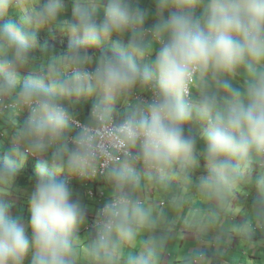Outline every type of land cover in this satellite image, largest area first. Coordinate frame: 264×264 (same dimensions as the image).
I'll list each match as a JSON object with an SVG mask.
<instances>
[{
    "label": "clouds",
    "instance_id": "9594fccd",
    "mask_svg": "<svg viewBox=\"0 0 264 264\" xmlns=\"http://www.w3.org/2000/svg\"><path fill=\"white\" fill-rule=\"evenodd\" d=\"M64 1L36 0L33 20L14 23L19 14L12 9L29 2L0 0V17L10 10V22L0 24V115L23 114L12 119L16 132L6 149L10 157L0 162V191L23 166L33 168L27 161L37 163L30 193L12 186L13 195L28 198L27 222L11 214L10 203H0V264H77L84 209L74 186L97 209L83 231L96 239L89 255L99 264H120L122 247L156 227L134 195L142 180L165 189L174 178L187 180L199 154L207 167L201 194L211 200L231 186L242 163L264 155V0H154L150 28L148 12L135 0H75L70 18L62 15ZM52 23L69 34L67 52L51 57L47 73L22 71L24 78L17 69L30 63L39 38L66 40V31H44ZM101 48L91 60L89 50ZM237 76L240 86L233 83ZM92 96L91 105L82 102ZM194 122L198 136L186 129ZM98 167L104 175L95 174ZM261 184L258 178L253 190ZM102 209L100 229L92 228ZM258 222L262 237L255 241L264 243V215ZM155 255L146 247L126 264H155Z\"/></svg>",
    "mask_w": 264,
    "mask_h": 264
},
{
    "label": "rangeland",
    "instance_id": "374dc122",
    "mask_svg": "<svg viewBox=\"0 0 264 264\" xmlns=\"http://www.w3.org/2000/svg\"><path fill=\"white\" fill-rule=\"evenodd\" d=\"M27 1L29 2V6H17L16 9H12V14H15L17 16L19 14V20L15 21L14 23H19L25 16L33 20L32 8L34 7L36 0ZM136 3L139 5H141L142 3H146V5H148L150 3L151 5L149 6L151 7V9L155 8L154 2H149V0H147V2ZM65 4L67 7L64 8L62 15L66 14V18H70L73 14L75 0L64 1V6ZM62 15L60 19L64 20ZM154 18L155 17L153 14L148 15V19H151L152 22L154 21ZM146 23H148V21H146ZM47 26L48 27L44 28V31L47 34H52L54 30L66 31L58 25L55 26L54 23L47 24ZM41 28L43 27H40L37 30L36 35L40 33ZM65 34L67 36L69 35L67 31L65 32ZM113 39H116V37H114ZM42 53H45V51L42 50ZM40 56L44 58L43 55ZM42 67L43 68L39 71H33L31 67L27 65L23 68L17 69V71L19 75L22 74L25 78V74L23 72H27V77L30 76V73H32V75H37V73L41 71L47 73V63H44ZM19 77L20 79L23 78L21 76ZM95 101V96L82 100V102L86 105H91ZM129 101L132 100L127 99V102ZM5 116L10 117L9 114H5ZM84 116L85 115L80 117ZM88 120L89 119H83V122H87ZM17 122L18 121L16 120V123ZM194 125L197 126L194 128L195 130H190L191 134L194 136H198L200 125L195 122ZM17 130L19 131L20 128ZM200 149H202V146H200ZM262 161H264V155L257 154L256 162L260 163ZM250 171L254 174V172H256V168ZM206 174V161L203 163V157L197 154V163L192 167L187 180H183L182 183L178 184L176 182L177 179L174 178L170 181L167 189L162 188L161 186L156 184L148 183L146 180H142L141 185L138 188V194L136 193L134 195L136 198L141 197L142 200H144L145 208L148 204V201H154L155 208H159V204L162 202L169 203L166 208H164V206H161V209L159 211H155V208L153 209V204H150L148 208H146L150 209V212L152 213V216L155 219L156 223H162V226H156L154 228L157 230L166 232L164 227L168 223L180 217L183 213H186L187 217H189L191 220H194L195 216L193 214V211L191 210H195L197 216L201 215L199 216L201 224L196 226L197 229L190 234L191 236H193L192 242L189 241L186 245L187 249H190L192 247V256L189 257L190 260L184 261L181 264H196L197 261H199L198 264H258L256 256L259 254L263 257L262 264H264V243L255 241L262 237V224L258 222V219L262 218L264 215V211H260V205L264 204V182L262 183L260 188L253 190V187L255 186L253 180L256 179L257 175L250 176L249 178L245 179L244 174L241 175V172L238 169L231 178V186L224 189L222 196L219 197V201L218 198L209 200L204 197L201 206L198 205V202L195 204L196 200L192 205H189L186 201L181 199L182 195H188L189 193V198L186 199L188 201L194 200L198 196H200L202 200L203 195H201V187L199 188V185H194V182L197 184L196 179L199 178L201 180ZM19 175L21 174L17 173L12 182L16 181L17 183H19ZM192 179L193 182H191ZM34 183L24 185L27 190L19 189L21 188V186L14 187L13 189L15 192H19V190H21V194L25 195V193H30L27 191H30L34 187ZM242 183H247L248 185L252 186L250 187L252 189L251 192H241ZM79 184L86 186L87 183L84 181H79ZM181 184H184V189H186L188 193L178 192L177 189H179V185ZM11 185L13 186L12 183ZM105 190H107L110 195L112 192H114L112 186L105 187ZM10 191L11 189H6L0 192L8 193L9 196ZM75 191L78 192V188L76 186L73 187V192ZM80 193L81 196L78 197L80 199L79 201L81 202V198L87 196V191L81 189ZM17 197L22 198L23 196L17 195ZM8 198L11 200L10 196ZM88 200L89 202L85 204L81 202V205L83 208L85 206L87 210H91L93 209L94 205L90 202V199ZM7 202L10 203V201ZM25 203L28 204V201L25 200ZM206 203H208V212H206L205 209L202 208V205ZM253 203H257L258 205L253 206ZM26 210H29V208H27L25 204L16 206L17 216H21V212H25ZM202 211L205 212V214H202ZM251 214H259L260 218L250 216ZM29 215L30 213L28 212L27 218L29 217ZM23 216L25 215L23 214ZM84 222L85 220L83 219L82 223ZM245 225H247V227H245ZM212 226L214 227L212 232L202 233V229H205L207 227L211 228ZM256 230H259L258 234L256 233ZM87 235L85 233H82L81 238L86 241ZM251 237L255 239L251 241ZM131 253L132 251L129 250L127 252V256H121L120 258L126 261L127 257ZM202 255L204 256L203 258ZM84 262L85 257L83 259V264ZM77 264H79L78 259ZM120 264H126V262Z\"/></svg>",
    "mask_w": 264,
    "mask_h": 264
},
{
    "label": "crops",
    "instance_id": "0c3cea01",
    "mask_svg": "<svg viewBox=\"0 0 264 264\" xmlns=\"http://www.w3.org/2000/svg\"><path fill=\"white\" fill-rule=\"evenodd\" d=\"M149 1L154 2V0H149ZM135 2H147V0H135ZM149 5H151V4L149 3L148 5H146V3H142L139 6L143 9H145L148 12V14H153L155 17V8L151 9V7ZM147 6H149V7H147ZM147 21H148V23H146L145 27L150 28L155 23V18H154L153 22L151 21V19H147ZM125 40H127V37H125ZM233 83L236 84V86H240V84L243 83V78L241 76H237L236 80L233 81ZM196 126L197 125H194V123H192L190 125H187L186 129L192 130ZM14 143L16 145L15 141H14ZM200 146L203 147L202 143L198 141V143H197L198 150H202V149H200ZM256 155L257 154H253L252 157L247 162H245L244 164L242 163L240 168H239L241 175L244 174L245 179L249 178L250 176H256L257 175L256 179L253 180V183H255L254 184L255 186L257 185L258 178L259 179L261 178L262 183L264 182V161H262L263 164L257 163L256 162ZM204 162L205 161L203 160V163ZM254 168H256V172H254V174H253L250 170H253ZM192 178H194V177H192ZM202 179L201 180L199 178L196 179L197 184L194 182V185H199V188H200L201 187L200 182L202 181ZM176 182L178 184H180L183 182V179H177ZM191 182H193V179L191 180ZM246 185L248 187H252V186L248 185L247 183H242L241 188H243L242 186H246ZM261 185H260V187H261ZM100 186H102V185H100ZM107 187H109V181H107ZM112 187L114 190V185H112ZM80 190L81 189H78V192H76V191L74 192L75 199H77L78 201L80 200L78 196H81ZM177 190L179 193H183V192L188 193V191L186 189H184V184L179 185V189H177ZM243 190L246 191L247 188H243ZM248 191L251 192L250 188ZM113 193L114 192H112L111 194H113ZM1 194H2L1 196L3 198H0V203H4L5 202L4 198H6L7 195L4 193H1ZM137 194H138V188H137ZM10 197H11V200L9 198H8V200L10 201L11 205H13L15 203V199H21V200H27L28 201V198H26V199L18 198L16 195H13V193H11ZM204 197L205 196H203L202 200H201V197L198 196L194 200L188 201V200H186L187 198H189V193H188V195H182L181 199L186 201L189 205H192L193 202L196 200L195 204L198 202V205L201 206V203L204 200ZM140 199H142V198L140 197ZM219 200H220V198H218V201ZM81 202L84 204L87 203L86 201H83L82 199H81ZM81 202H80V204H81ZM150 204H153V209H154L155 208L154 201H148L146 208H148V206ZM25 205H27V204H25ZM16 206H21V204H15L14 208L12 209L11 214L13 216L20 217L23 222H26L28 220L27 213L29 212V210H26V212H21V216H17ZM202 208H204L205 211L208 212V203L203 204ZM83 209H84V220H85V222L82 223V225L79 227V229L76 233L77 249H78V253H79L77 259L79 260V264H83L84 257H85L84 264H99V262L97 260H95V258H93L92 256L89 255V249L91 248L93 243L96 241V239L92 238V236H90V235H89L90 237L87 235L86 241H84L81 238V234L84 231V227L87 223V219L90 217H95L97 209H96V206H95V208L93 206V209H91V210H87L85 208V206ZM148 210L150 211V209H148ZM191 211H193V214L195 216L194 220H191L189 217L186 216V213H183L180 217L176 218L175 220L168 223L164 227L166 232L161 231V230H157V229H152L150 232H148V231L141 232L132 244L124 245L122 247L121 256H123V257L127 256V252L129 250L132 251V253L130 255H135L141 251H144L146 249V247H154L155 251H156L155 264H181V261L190 260L189 257L192 256V247L190 249H187L186 245H187V242H189V241L192 242L193 236H191L190 234L194 230L197 229L196 226L201 224V220L199 218V216H201V215L197 216L195 210H191ZM23 214L25 216H23ZM202 214H205V212L202 211ZM156 226H162V223L157 222ZM213 229H214L213 226L211 228L207 227L205 229H202V233H209L210 231H213ZM172 235H175L176 239ZM123 262H126V261H124L120 258V263H123Z\"/></svg>",
    "mask_w": 264,
    "mask_h": 264
},
{
    "label": "trees",
    "instance_id": "16d2710c",
    "mask_svg": "<svg viewBox=\"0 0 264 264\" xmlns=\"http://www.w3.org/2000/svg\"><path fill=\"white\" fill-rule=\"evenodd\" d=\"M66 4L64 6V8H66ZM10 12V10H9ZM9 12L8 14H6L3 17H0V24H5V23H9ZM40 39V43H35V45L32 47L31 49V61L28 64L29 66L33 67L35 70H39V66L43 65L44 62L51 64V61L53 59H51V57H53L54 55L59 56V55H64L67 50H68V45H69V40H68V36L65 37L66 40H62L60 38L58 39H53L52 35L49 36V38H39ZM40 48L45 51V53H41L39 54V50ZM103 52H105V49L101 48V49H90L89 50V55L91 57V60H96L97 57L102 54ZM45 58H42V56ZM20 82L23 83L24 80L20 79ZM23 113V112H22ZM21 116H16L12 118V115H10V118H5L2 117V115H0V162H2L5 158L10 157L7 156L6 154L8 153V150H6L8 147H10L12 145V135L13 133L16 132V127H14L12 125V119H19L23 116V114H19ZM15 154L19 153L17 151H14ZM46 158V157H44ZM26 164H30L31 166H33L32 169L29 170V168L27 169L25 166L22 167L21 171H18L19 174V184L16 186H22L24 187V185L27 184H33L35 182V167H36V162L35 161H27ZM29 170V171H28ZM17 174V173H16ZM65 176H67V174H64ZM69 177V176H68ZM17 182L14 181L12 182V184H16ZM7 189H11L10 191V195L12 193V185H10ZM0 198H3L0 195ZM5 202L4 203H9L7 201L8 198H4ZM14 205H9L11 208V212L12 209L14 208ZM27 208H29V205H26ZM26 212V211H25ZM211 213V212H210ZM213 214V213H212Z\"/></svg>",
    "mask_w": 264,
    "mask_h": 264
},
{
    "label": "built area",
    "instance_id": "2783aa9c",
    "mask_svg": "<svg viewBox=\"0 0 264 264\" xmlns=\"http://www.w3.org/2000/svg\"><path fill=\"white\" fill-rule=\"evenodd\" d=\"M134 97H135V99H137L138 101L143 102V97L140 96L139 94H135ZM10 107H12V105H10ZM112 122L115 123L114 121H112ZM79 128H81V127H79ZM31 156H32V155H31ZM104 162H105V161H104V159L102 158V160H101V164H103ZM95 174H101V175H104V170H103V168H102V167H98L97 172H96ZM89 176H91V175H89ZM86 177H88V176H86ZM103 210H104V209L101 210V215H102L101 217H102V220H101L97 225L92 226V228L100 229V225H101L102 222H103Z\"/></svg>",
    "mask_w": 264,
    "mask_h": 264
},
{
    "label": "bare ground",
    "instance_id": "6f19581e",
    "mask_svg": "<svg viewBox=\"0 0 264 264\" xmlns=\"http://www.w3.org/2000/svg\"><path fill=\"white\" fill-rule=\"evenodd\" d=\"M32 187V186H31Z\"/></svg>",
    "mask_w": 264,
    "mask_h": 264
}]
</instances>
